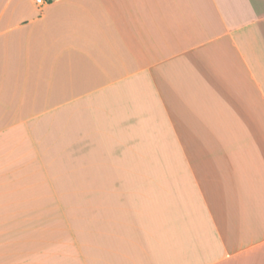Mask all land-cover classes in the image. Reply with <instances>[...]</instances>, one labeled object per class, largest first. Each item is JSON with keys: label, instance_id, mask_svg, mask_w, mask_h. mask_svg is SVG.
Wrapping results in <instances>:
<instances>
[{"label": "crops", "instance_id": "0c3cea01", "mask_svg": "<svg viewBox=\"0 0 264 264\" xmlns=\"http://www.w3.org/2000/svg\"><path fill=\"white\" fill-rule=\"evenodd\" d=\"M7 154L77 192L0 264H264V0H0Z\"/></svg>", "mask_w": 264, "mask_h": 264}, {"label": "rangeland", "instance_id": "374dc122", "mask_svg": "<svg viewBox=\"0 0 264 264\" xmlns=\"http://www.w3.org/2000/svg\"><path fill=\"white\" fill-rule=\"evenodd\" d=\"M6 156L0 170V261H31V211L46 209L53 194L77 192V187L31 185L25 177L17 183L15 155Z\"/></svg>", "mask_w": 264, "mask_h": 264}, {"label": "built area", "instance_id": "2783aa9c", "mask_svg": "<svg viewBox=\"0 0 264 264\" xmlns=\"http://www.w3.org/2000/svg\"><path fill=\"white\" fill-rule=\"evenodd\" d=\"M36 2H37L38 4H45V3H46V0H36Z\"/></svg>", "mask_w": 264, "mask_h": 264}]
</instances>
